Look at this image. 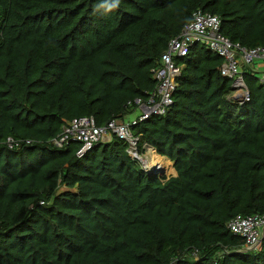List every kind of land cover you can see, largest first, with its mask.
Wrapping results in <instances>:
<instances>
[{
    "label": "trees",
    "instance_id": "1",
    "mask_svg": "<svg viewBox=\"0 0 264 264\" xmlns=\"http://www.w3.org/2000/svg\"><path fill=\"white\" fill-rule=\"evenodd\" d=\"M111 5L0 0V264H264V237L239 251L227 228L264 213L260 61L240 64V103L205 41L172 56V104L130 131L175 176L145 172L116 134L80 158L78 143H49L73 119L123 123L136 99L148 102L161 55L197 12L216 16L230 42L264 48V0Z\"/></svg>",
    "mask_w": 264,
    "mask_h": 264
},
{
    "label": "built area",
    "instance_id": "2",
    "mask_svg": "<svg viewBox=\"0 0 264 264\" xmlns=\"http://www.w3.org/2000/svg\"><path fill=\"white\" fill-rule=\"evenodd\" d=\"M193 40L205 41L209 48L217 53L222 59L219 71L222 76L233 80L232 88L235 89V95L242 96V101H248V89L243 82L240 72V64L250 65L254 60L264 64V48L256 47L250 50L242 48L237 43L230 42L220 33V20L216 16L196 13L193 15L192 22L185 26L181 34L168 43L166 52L161 55L163 69L158 71L156 79L158 85L148 102H142L136 99L134 104L141 111L139 115L126 123H116L109 121L104 126L98 127L92 117H82L73 119L66 123L55 139L50 141L51 145L60 147L67 143H78L80 148L75 152V156L80 158L87 153L92 147L100 142L107 141V136L112 133L128 143V155L131 159L140 163L141 167L148 174L161 176L159 167H146L145 162L148 160L137 148V138L132 136L130 127L137 122L144 121L152 116H159L165 113L167 108L172 104L170 98L172 90L176 87L175 78L179 76V68L172 63V56L182 57L186 54V43ZM264 82V76L261 77ZM137 109V110H138ZM23 143L28 144V141ZM8 148L17 146L12 139L6 140ZM143 150L150 151L146 145ZM227 228L234 235H239L244 240V245L239 251L257 250L261 246L264 237V213L249 216H234L227 224ZM195 260L197 257L194 256Z\"/></svg>",
    "mask_w": 264,
    "mask_h": 264
},
{
    "label": "bare ground",
    "instance_id": "3",
    "mask_svg": "<svg viewBox=\"0 0 264 264\" xmlns=\"http://www.w3.org/2000/svg\"><path fill=\"white\" fill-rule=\"evenodd\" d=\"M149 153H150V159H148L145 162V166L146 167L153 168V167L156 166V167H159L161 170H166L168 172L169 171L170 172L174 171L173 168L167 166V163H168L167 160L159 159L158 156L155 154V152L153 150H151V152H149ZM174 175H176L175 171H174Z\"/></svg>",
    "mask_w": 264,
    "mask_h": 264
},
{
    "label": "clouds",
    "instance_id": "4",
    "mask_svg": "<svg viewBox=\"0 0 264 264\" xmlns=\"http://www.w3.org/2000/svg\"><path fill=\"white\" fill-rule=\"evenodd\" d=\"M119 6V0H112V5H111V7L112 8H115V7H118ZM232 84H233V82H232ZM231 87H232V85H231ZM235 89H233L232 88V93H231V95H230V97L231 98H233L235 101H239L240 103H245V102H247V101H242L243 99H242V96L240 97V96H238V95H235ZM107 124V123H106ZM62 127H63V125L61 126V128H60V130L62 129ZM59 133H60V131H59ZM58 133V134H59ZM57 134V135H58ZM57 135H56V137H57ZM55 137V138H56ZM55 138H53V139H55ZM107 141H109L110 140V134L107 136ZM52 140V139H51ZM50 140V141H51ZM50 141H49V143H50ZM107 141H104V142H107ZM24 142V141H23ZM28 144H29V142H28ZM28 144H25L24 143V145H28ZM51 144V143H50ZM148 148H150V151L149 152H151V150H153L154 152H155V154L158 156V157H161V156H159L157 153H156V151H155V149H153V148H151V147H149L148 145H146ZM144 152H147L146 150H143L141 153L144 155ZM76 157V156H75ZM161 158H164V157H161ZM148 159H150V155H149V157H148ZM164 159H166V158H164ZM168 160V159H167ZM174 170V169H173ZM154 174H157V172H155ZM162 175L161 176H165V172L164 173H161Z\"/></svg>",
    "mask_w": 264,
    "mask_h": 264
},
{
    "label": "rangeland",
    "instance_id": "5",
    "mask_svg": "<svg viewBox=\"0 0 264 264\" xmlns=\"http://www.w3.org/2000/svg\"><path fill=\"white\" fill-rule=\"evenodd\" d=\"M140 110L138 109V110H136L134 113H132L131 115H129V116H127L125 119H124V121H125V125H127V123L128 122H130V121H132L134 118H135V116H137V115H139L140 114ZM149 155H150V153H149V151L147 150V152H144V156L145 157H147V159H148V157H149ZM159 159H163V160H167V159H164V158H161V157H158ZM168 161V163H167V166L168 167H171V168H173L172 167V163L169 161V160H167ZM170 163V164H169ZM159 166V165H158ZM160 171H162L161 173H164L165 172V176L166 177H170V176H175L174 175V171H172V172H168V171H166V170H161L160 168H158Z\"/></svg>",
    "mask_w": 264,
    "mask_h": 264
}]
</instances>
